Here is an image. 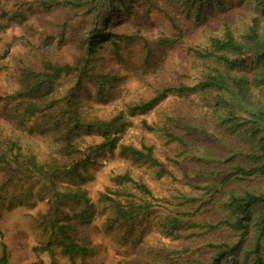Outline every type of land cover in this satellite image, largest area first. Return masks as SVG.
<instances>
[{
    "label": "rangeland",
    "instance_id": "1",
    "mask_svg": "<svg viewBox=\"0 0 264 264\" xmlns=\"http://www.w3.org/2000/svg\"><path fill=\"white\" fill-rule=\"evenodd\" d=\"M65 1L77 4L66 6ZM123 2L0 0V144L6 151L10 143L19 149L15 163L6 162L9 158L0 153V264H254L258 256L264 264L262 248L249 255L241 249L214 262L215 252L208 246L232 244L238 241V233L223 227L208 232L198 228L227 217L217 204L221 195L209 204L216 189L205 188L204 181L188 176L195 162L189 160L196 154L193 149L219 148V135L226 132L211 108L217 93L169 94L144 114L129 111L165 87L198 84L213 63L203 65L192 51L208 49L209 39L220 36L225 26L244 34L254 16L250 6L242 0H226L225 7L217 0ZM258 17L264 28V13ZM97 23H103L102 30L113 35L112 41L103 40L89 57L87 42ZM49 63L70 65L72 71L57 76L43 97L38 98L42 88L35 90V97V79L29 72L48 74ZM254 67L248 65L239 73L251 77ZM100 83L107 89L104 96L98 95ZM35 100L45 116L24 119L18 103ZM67 104L69 111L86 122L122 115L127 127L117 149L93 154L94 162L80 169L83 179L59 172L52 182L45 171L63 170L73 155L80 158L102 143L100 137L80 128L71 142L76 153L61 150L58 132L47 125L60 117L58 110L67 111ZM177 116L186 127L207 128L199 134V130L185 131L172 123V129L185 136L187 149L144 126L169 124ZM246 116L245 112L238 115L240 120ZM241 132L239 127L226 132L232 147L242 144ZM123 146L152 147L168 174L159 178L157 167L122 153ZM125 174L150 194L135 185H117L114 179ZM79 193L96 211L88 222L77 217L84 207L76 196ZM108 199L123 205L147 203L151 209L139 221L122 222L115 219ZM171 217L183 223L173 228L167 221ZM53 225L65 227L67 234L58 235ZM255 235L253 231L244 244L251 251ZM71 242L85 252L67 253L64 248Z\"/></svg>",
    "mask_w": 264,
    "mask_h": 264
},
{
    "label": "trees",
    "instance_id": "2",
    "mask_svg": "<svg viewBox=\"0 0 264 264\" xmlns=\"http://www.w3.org/2000/svg\"><path fill=\"white\" fill-rule=\"evenodd\" d=\"M100 1L106 3L118 2L124 5V0ZM129 1L127 0V2ZM225 1L217 0L218 4L222 7H225ZM243 2H246L247 6H250L254 14L250 20L248 30L244 34H237L228 26H225L220 36L209 39L208 49H195L192 51L194 56L203 65L213 63L210 66L208 65L207 73H205L203 79L198 84L192 87L183 84L178 87H165L152 99L134 104L129 109L133 115L144 114L157 107L169 94L215 91L218 97L211 105V108L217 117H219V122L224 124V130L228 132L236 130L238 127L242 129L240 133L242 144L237 148L232 147V142L225 132L219 135V148L216 146L212 149L210 147L203 150L193 149L196 154L189 157V160H194L195 162L189 166L192 172L188 171V176L192 174L193 180L204 181L205 188L216 189L209 200V204H212L221 195L222 200L217 204L222 206V210L227 215L226 218L218 220L216 223L204 224L198 228L200 230L204 228L208 232L223 227L238 233L239 236L238 241L236 240L232 244L222 243L218 245L210 244L208 246L215 252V257L212 259L214 262L234 256L241 249H243L246 255L255 252L259 248H262L264 252V28L258 17L264 13V0H242ZM63 3L66 6L77 4L73 1H65ZM98 23L96 30L87 42L86 52L89 57L96 52L103 40L112 41L113 35L105 34L101 27L103 23ZM85 61L87 62L86 59ZM252 64L255 67L250 72L251 77L247 72H242L243 74L239 73V70ZM45 69L49 73L42 76L40 74H33L31 71L29 72V77H32L33 80L35 79V83L32 84V89L34 88L32 93L35 95V90L42 88L38 98L43 97L44 91L47 92L51 89L53 80L57 76L72 71L70 65L60 67L51 63L47 64ZM82 69V74H85L87 70L84 67ZM106 91V87H104L103 83H100L98 95L104 96ZM35 97L37 96L35 95ZM17 106L23 108L24 114H22L24 119L36 117L40 120L45 116L44 114L42 115L44 109L38 104L37 100L27 105H23V101H20ZM66 107L67 111L65 113L62 110H58L56 115L60 117H58L55 123L47 125L58 132L59 137L57 141L61 145V150L68 149L73 154L76 153L75 147H73L71 142L73 135L80 128L86 129L88 135L100 137L102 143L95 145V147L88 150L80 158L75 159L76 157L73 155L70 166H66L63 170L56 169L50 174L45 171L44 174L52 182L53 176L59 172L68 177L83 179L80 169L84 170L88 164L94 162L92 158L93 154L102 152L106 148L110 151L117 149L120 136L127 127V121H124L122 115L116 116L109 121L94 119L93 121L86 122L79 114L69 111L68 104ZM244 112L248 116L244 120H240L238 115ZM177 118L178 116L176 118L171 117L169 124L148 125L144 123V126L151 132L162 133L170 142L185 147V149L188 148L185 136L180 131L175 132L172 129V123L181 126L185 131H188L187 128L189 130L191 128H194L195 131L199 130V134L207 131L204 125L199 124L186 127L182 120ZM70 124H73L72 128ZM63 125L64 128L61 130ZM10 144L11 147L8 151L0 144V153L9 158L6 162L15 163L18 159L19 149L16 143ZM189 149L192 150V147ZM121 151L130 155L137 162L157 167L159 169L157 173L159 178L168 174V170L163 163L154 157L152 147L143 146L141 149H136L131 146H123ZM227 154L229 156L226 157ZM4 155L3 157L6 158ZM202 157L205 159L201 160ZM204 175H208L209 177L201 179ZM114 181L120 186L135 185L138 189L150 194L144 185H137L128 174L117 176ZM253 182L259 185L252 184ZM230 185L233 187H230ZM76 196L84 204L81 213L77 216L79 221H90L96 214L94 206L83 193H79ZM108 200L111 202L110 208L115 212H113L115 219L122 222L139 221L143 218L142 215H148V210L151 209V205L147 203L133 204V202H128L126 205H123L120 201L114 199ZM167 221L173 228L183 223V221L177 220L176 217L168 218ZM54 228H57L58 235L67 234L63 226H55ZM68 230L69 227H67ZM253 231L256 233V238L254 250L251 251L250 247L244 244L248 241ZM64 249L69 254L78 251L85 252V249L80 248L72 242ZM256 258L254 264H263L259 261L261 257L258 256ZM3 259L5 260V258ZM193 264H196V262H193Z\"/></svg>",
    "mask_w": 264,
    "mask_h": 264
}]
</instances>
